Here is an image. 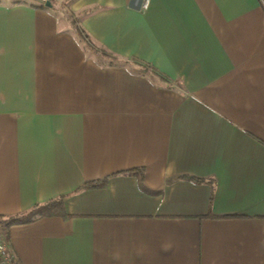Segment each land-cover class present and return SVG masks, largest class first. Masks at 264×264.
<instances>
[{
  "label": "crops",
  "instance_id": "0c3cea01",
  "mask_svg": "<svg viewBox=\"0 0 264 264\" xmlns=\"http://www.w3.org/2000/svg\"><path fill=\"white\" fill-rule=\"evenodd\" d=\"M43 1L0 2V217L69 216L20 264H264V0Z\"/></svg>",
  "mask_w": 264,
  "mask_h": 264
},
{
  "label": "trees",
  "instance_id": "16d2710c",
  "mask_svg": "<svg viewBox=\"0 0 264 264\" xmlns=\"http://www.w3.org/2000/svg\"><path fill=\"white\" fill-rule=\"evenodd\" d=\"M50 2L51 5H55L59 8H62L63 6L67 5L69 0H63L61 3H55V1L53 0H48ZM45 1L42 2V4H44ZM88 11H82L80 13V15L78 14H72V13H68L67 11H65L64 13L66 14V16L69 18L70 23L72 25V27L74 28L75 32L81 37L83 38V31L82 29L79 27L78 25V21H79V17L86 14ZM86 38V37H84ZM101 54L110 57V63H112V54L102 51ZM128 64H134L136 66H138V70L139 71H149L150 67L147 66L146 64L142 63L140 60L135 59V58H131L130 61H127ZM197 182H202V179H198L195 178L194 179ZM208 184H210V196H209V203L211 204L212 201V197H213V189H214V183L211 181H205ZM98 185H102L101 183L98 184L96 182H86L83 183L80 187H78L75 192L80 191V190H84V189H88V188H94V187H98ZM45 216H60L62 218H67L69 215H67L64 212L63 209V202H62V198H56L52 201H49L45 204L42 205H34L32 206L30 209H28L25 212H22L18 215L12 216V217H0V224H5L8 227L10 225H14V224H22V223H28L33 221L34 219L38 218V217H45Z\"/></svg>",
  "mask_w": 264,
  "mask_h": 264
},
{
  "label": "built area",
  "instance_id": "2783aa9c",
  "mask_svg": "<svg viewBox=\"0 0 264 264\" xmlns=\"http://www.w3.org/2000/svg\"><path fill=\"white\" fill-rule=\"evenodd\" d=\"M150 0H135V5L140 10L147 9ZM8 226L0 224V264H20L15 254L7 243Z\"/></svg>",
  "mask_w": 264,
  "mask_h": 264
},
{
  "label": "rangeland",
  "instance_id": "374dc122",
  "mask_svg": "<svg viewBox=\"0 0 264 264\" xmlns=\"http://www.w3.org/2000/svg\"><path fill=\"white\" fill-rule=\"evenodd\" d=\"M2 1H7V0H0V2H2ZM53 1L56 2V0H53ZM57 1H59L58 3H61L63 0H57Z\"/></svg>",
  "mask_w": 264,
  "mask_h": 264
},
{
  "label": "water",
  "instance_id": "95a60500",
  "mask_svg": "<svg viewBox=\"0 0 264 264\" xmlns=\"http://www.w3.org/2000/svg\"><path fill=\"white\" fill-rule=\"evenodd\" d=\"M45 5H49V2L48 1H45Z\"/></svg>",
  "mask_w": 264,
  "mask_h": 264
}]
</instances>
